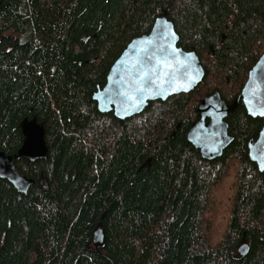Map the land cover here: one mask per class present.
Listing matches in <instances>:
<instances>
[{
  "label": "trees",
  "instance_id": "obj_1",
  "mask_svg": "<svg viewBox=\"0 0 264 264\" xmlns=\"http://www.w3.org/2000/svg\"><path fill=\"white\" fill-rule=\"evenodd\" d=\"M164 11L201 82L121 122L99 112L96 85ZM263 51L264 0H0V151L17 153L24 118L47 147L14 160L27 193L0 178V264H264V172L247 154L262 119L239 103L210 160L186 138L200 99L232 102Z\"/></svg>",
  "mask_w": 264,
  "mask_h": 264
},
{
  "label": "water",
  "instance_id": "obj_2",
  "mask_svg": "<svg viewBox=\"0 0 264 264\" xmlns=\"http://www.w3.org/2000/svg\"><path fill=\"white\" fill-rule=\"evenodd\" d=\"M84 38H86L84 36ZM166 12L155 17L148 33L132 38L111 64L105 83L96 85L91 98L101 113L111 112L120 122L147 107L150 101H165L169 96L187 93L201 82L205 69L193 49L185 50ZM241 103L246 113L262 119L255 137L247 141V154L264 172V51L248 70L247 78L232 102H225L215 90L197 105L198 118L187 129L186 138L203 159L222 154L233 140L225 118ZM22 143L14 155L0 151V178L9 181L16 191L27 193L34 179L22 174L15 159L25 157L29 162L47 156L44 129L36 120L24 118L21 123ZM105 232L98 222L92 233L95 247L103 245ZM245 255L249 245L237 247Z\"/></svg>",
  "mask_w": 264,
  "mask_h": 264
},
{
  "label": "flooded vegetation",
  "instance_id": "obj_3",
  "mask_svg": "<svg viewBox=\"0 0 264 264\" xmlns=\"http://www.w3.org/2000/svg\"><path fill=\"white\" fill-rule=\"evenodd\" d=\"M93 232V231H92Z\"/></svg>",
  "mask_w": 264,
  "mask_h": 264
}]
</instances>
